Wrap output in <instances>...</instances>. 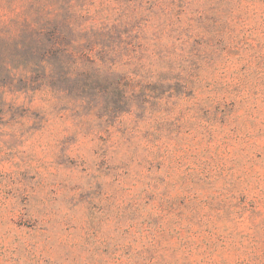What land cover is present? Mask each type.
<instances>
[{
    "label": "rangeland",
    "instance_id": "1",
    "mask_svg": "<svg viewBox=\"0 0 264 264\" xmlns=\"http://www.w3.org/2000/svg\"><path fill=\"white\" fill-rule=\"evenodd\" d=\"M39 3L86 97L32 70ZM0 264H264V0H0Z\"/></svg>",
    "mask_w": 264,
    "mask_h": 264
},
{
    "label": "trees",
    "instance_id": "2",
    "mask_svg": "<svg viewBox=\"0 0 264 264\" xmlns=\"http://www.w3.org/2000/svg\"><path fill=\"white\" fill-rule=\"evenodd\" d=\"M36 17L22 21L23 32H28L24 36V43L28 40H33L30 53L32 59L36 60L31 66L32 70L40 68L43 76L46 78L47 87L55 91L69 89L72 93L86 97V94L91 92L95 85V79L98 82L106 80L108 74H104L102 79L92 73L90 68L81 66V62L89 67L90 64L85 63L83 57L87 55L85 50L78 49L77 46H71L70 43L62 45L61 40H64L68 35L67 28L70 25L67 18L55 10L46 11L47 7L44 4H36ZM63 7V12H65ZM43 21L42 29L39 28V20ZM38 26V27H36ZM23 43V44H24ZM84 61V62H83ZM94 63V59L90 60ZM32 63V61L30 62Z\"/></svg>",
    "mask_w": 264,
    "mask_h": 264
}]
</instances>
